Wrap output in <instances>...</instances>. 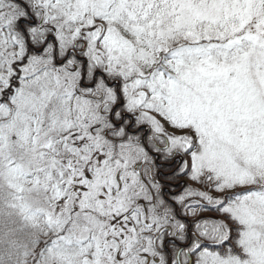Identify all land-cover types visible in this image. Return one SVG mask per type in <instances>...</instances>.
Returning a JSON list of instances; mask_svg holds the SVG:
<instances>
[{
    "label": "snow or ice",
    "instance_id": "6c2138e0",
    "mask_svg": "<svg viewBox=\"0 0 264 264\" xmlns=\"http://www.w3.org/2000/svg\"><path fill=\"white\" fill-rule=\"evenodd\" d=\"M0 264H264V0H0Z\"/></svg>",
    "mask_w": 264,
    "mask_h": 264
}]
</instances>
